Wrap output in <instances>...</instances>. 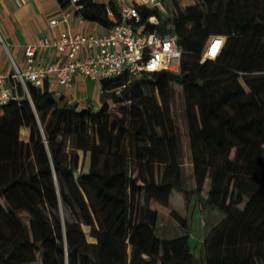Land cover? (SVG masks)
I'll use <instances>...</instances> for the list:
<instances>
[{
  "label": "trees",
  "instance_id": "trees-1",
  "mask_svg": "<svg viewBox=\"0 0 264 264\" xmlns=\"http://www.w3.org/2000/svg\"><path fill=\"white\" fill-rule=\"evenodd\" d=\"M170 4L167 18L141 7L137 25L177 37L178 71L102 79L98 110L30 83L27 95L14 82L21 98L0 105V264H264V0ZM76 5L106 28L120 20L112 2ZM216 35L219 54L203 58ZM173 81L182 88L192 187L181 175ZM173 189L202 205L198 261L188 233L156 234L159 213L187 229L169 204Z\"/></svg>",
  "mask_w": 264,
  "mask_h": 264
},
{
  "label": "built area",
  "instance_id": "built-area-1",
  "mask_svg": "<svg viewBox=\"0 0 264 264\" xmlns=\"http://www.w3.org/2000/svg\"><path fill=\"white\" fill-rule=\"evenodd\" d=\"M120 20L105 32H70L65 31L54 39L42 38L38 43L26 46V65L24 70H16L11 76L0 74V105L6 104L13 95L10 78L22 85L27 92V83L42 87L44 78L52 74L59 84L70 83L75 73L85 78L100 82L102 79L121 75L127 72L136 76L142 71L154 72L179 69L181 47L177 37L170 31H146L142 28L137 32V23L141 21V7L155 9L161 18L170 17V0H114ZM76 8V0H71ZM69 11L61 15V19H51L49 23L67 22ZM107 14L113 17L108 8ZM147 20L153 24L159 22L157 15H150ZM224 44V37L213 36L203 53V58H215ZM52 47L59 57L46 66L38 65L34 60L37 47ZM215 48V51L213 49ZM89 51L85 55L80 52Z\"/></svg>",
  "mask_w": 264,
  "mask_h": 264
},
{
  "label": "crops",
  "instance_id": "crops-1",
  "mask_svg": "<svg viewBox=\"0 0 264 264\" xmlns=\"http://www.w3.org/2000/svg\"><path fill=\"white\" fill-rule=\"evenodd\" d=\"M95 1L107 5L112 2L117 8L114 0ZM75 10L74 4L69 3L63 7L58 0H0V74L11 76L17 69L24 70L26 46L36 44L44 37L54 39L65 31L89 33L108 30L99 23L83 19ZM66 11L70 13L67 22H58L55 25L49 23L51 19H61V15ZM87 52L89 53V51H82L80 54L85 55ZM58 57L59 54L54 48L39 46L36 49L34 60L38 65L46 66L56 61ZM7 83L14 85L13 95L21 98L14 81L9 78ZM1 88L2 84H0V90ZM41 88L50 91L60 99L61 103H77L79 107L91 105L95 108L100 105L103 95L100 82L85 78L78 73L72 76L70 83L67 85L59 84L54 75L49 74L44 78ZM28 133L27 127L23 126L19 130L22 140L28 139ZM193 205L195 204L193 203ZM196 205L199 209L197 201ZM211 213L216 214L214 211ZM159 215L160 213L157 216L156 229L158 228ZM180 215L182 216V214ZM200 225L203 241L204 221L202 218ZM188 226L189 223L187 229H184L181 234L188 233ZM156 234L163 237L157 232Z\"/></svg>",
  "mask_w": 264,
  "mask_h": 264
},
{
  "label": "rangeland",
  "instance_id": "rangeland-1",
  "mask_svg": "<svg viewBox=\"0 0 264 264\" xmlns=\"http://www.w3.org/2000/svg\"><path fill=\"white\" fill-rule=\"evenodd\" d=\"M194 0H177L178 6L183 9L188 3H191ZM137 32L142 31V26H137ZM173 87V102L175 106V120L177 127L180 133V149H181V175L184 178L185 187L193 186L192 179V168L190 162V147L189 140L187 136V125L184 115V100L182 95L181 84L177 81L172 82ZM99 106L95 107V110H98ZM69 149V146H67ZM79 154V165H81L82 154ZM196 197L194 194L188 198H185L183 191L173 189L171 192L169 204L175 209L178 213L182 214V217L185 218L186 223H189L188 226V241L191 246V250L195 259L198 261L201 251H202V227L200 225V220L204 212L202 211V205L198 201L199 209L196 205ZM193 203L196 205H193ZM201 206V209H200ZM20 218L23 221H26L29 216L25 211L19 212ZM201 217V218H200ZM83 230L85 231L86 239L91 240L92 237L89 235V227L82 225ZM184 231V228L181 227L173 218L165 214L160 213L158 219V228L156 232L163 237H175L178 236ZM164 232V233H163Z\"/></svg>",
  "mask_w": 264,
  "mask_h": 264
},
{
  "label": "snow or ice",
  "instance_id": "snow-or-ice-1",
  "mask_svg": "<svg viewBox=\"0 0 264 264\" xmlns=\"http://www.w3.org/2000/svg\"><path fill=\"white\" fill-rule=\"evenodd\" d=\"M213 51H215V48L213 49Z\"/></svg>",
  "mask_w": 264,
  "mask_h": 264
}]
</instances>
